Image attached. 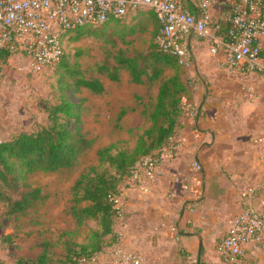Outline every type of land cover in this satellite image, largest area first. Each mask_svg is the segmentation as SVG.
Returning <instances> with one entry per match:
<instances>
[{
    "label": "crops",
    "instance_id": "1",
    "mask_svg": "<svg viewBox=\"0 0 264 264\" xmlns=\"http://www.w3.org/2000/svg\"><path fill=\"white\" fill-rule=\"evenodd\" d=\"M186 5L196 11L194 0H186ZM228 13L227 0H217L214 25L226 28ZM221 30L213 35L221 36ZM187 45L191 98H184L198 108V116L182 119L173 139L176 156L162 164L160 176L148 181L145 191L126 193L122 216L114 224L115 244L141 256L139 264H182L184 258L186 264L198 257L199 263L224 264L215 245L241 211L242 192L257 186L264 204V74L219 70L221 56H212L209 42L194 31ZM193 161L201 172L190 171ZM188 183L202 194L198 199L188 200L182 189ZM242 264H264V242L248 245Z\"/></svg>",
    "mask_w": 264,
    "mask_h": 264
},
{
    "label": "trees",
    "instance_id": "2",
    "mask_svg": "<svg viewBox=\"0 0 264 264\" xmlns=\"http://www.w3.org/2000/svg\"><path fill=\"white\" fill-rule=\"evenodd\" d=\"M182 4L189 8L186 0ZM142 8L148 9L157 22L151 9ZM117 27L118 20H109L99 26H84L62 38L64 42L85 35L102 39L107 30ZM227 27L223 30L219 28L221 35L227 32ZM158 28L157 22L154 39ZM10 56L9 53L0 56L3 65ZM69 59L63 49L60 61L55 64L60 71L58 84L61 88L73 91L83 88L94 95H101L104 92L102 82L97 78H86L76 63H69ZM110 60H113L111 65ZM96 71L113 82H118L120 72L125 71L132 84L157 83V87L153 100L141 112L148 124L147 129L136 136L133 147L119 149L112 145L97 150L98 167L101 169L90 167L74 183L68 213L77 231L87 227L88 222H93L95 229H88L80 244L64 241L61 264H80L82 260H89L116 243L113 198L125 188L137 166L147 158L157 157L160 150L174 139L185 117L181 99L191 98L189 73L178 64L176 58L163 53L155 44L144 54L128 57L118 52L97 65ZM166 71L169 72L168 76L165 75ZM46 112L47 126L33 132H20L0 141V201L6 206L5 217L9 221L26 218L37 203L46 199L41 189L27 182L30 175L71 171L79 158L93 146V140L82 129L80 105L62 97L60 103L49 105ZM258 193L256 191L250 199L255 205L260 203ZM42 249L30 264H54L51 259L52 245L44 243Z\"/></svg>",
    "mask_w": 264,
    "mask_h": 264
},
{
    "label": "built area",
    "instance_id": "3",
    "mask_svg": "<svg viewBox=\"0 0 264 264\" xmlns=\"http://www.w3.org/2000/svg\"><path fill=\"white\" fill-rule=\"evenodd\" d=\"M264 0H227V32L221 36L213 33L212 8L217 0H194L192 12L181 0H0V56L4 53L26 55L34 73H41L57 64L64 49L63 36L84 26H99L109 20H119L129 11L146 7L156 17L159 28L154 44L163 53L177 59L185 70L192 69L187 39L191 31L209 42L210 54L221 56L217 68L230 74H264ZM3 64L0 59V88L3 83ZM190 82V81H189ZM251 98L252 96L249 95ZM185 117L195 120L198 108L181 99ZM177 145L173 140L155 158L145 159L131 173L118 195L113 198L116 221L122 216L121 201L128 191H145L146 183L160 176V167L174 159ZM264 164V163H263ZM197 161L190 171L201 172ZM182 189L188 200L198 199L200 192L190 183ZM257 186H248L241 194L242 209L236 214L225 236L215 245L224 264H242L245 249L250 244L264 242V204H253L251 198ZM190 212L193 207L190 205ZM175 229H171L174 233ZM139 264V255L112 245L101 254L82 260L80 264ZM186 264H199L189 259Z\"/></svg>",
    "mask_w": 264,
    "mask_h": 264
},
{
    "label": "rangeland",
    "instance_id": "4",
    "mask_svg": "<svg viewBox=\"0 0 264 264\" xmlns=\"http://www.w3.org/2000/svg\"><path fill=\"white\" fill-rule=\"evenodd\" d=\"M147 10L129 11L118 20V27L107 30L102 39L85 35L64 42V55L70 58L69 63H76L86 78H97L102 82L104 92L101 95L83 88L62 89L58 84L60 71L57 65L34 73L26 55H12L5 62L0 89V141L47 126L46 108L66 97L81 106L82 129L93 140V146L71 171L35 173L27 178L31 186L41 189L46 199L37 203L26 218L9 221L5 217L6 206L0 201V264H30L41 254L44 243L52 245L53 263L61 264L64 241L80 244L88 229H95V224L88 222L87 227L77 231L68 213L72 187L90 167L99 168L97 150L112 145L119 149L133 147L136 136L147 129L141 112L153 100L157 87V83L132 84L125 71L120 72L118 82L110 81L97 73L96 66L118 52L130 57L154 47L157 22ZM111 64L113 60H110ZM178 254L185 255L179 250Z\"/></svg>",
    "mask_w": 264,
    "mask_h": 264
},
{
    "label": "water",
    "instance_id": "5",
    "mask_svg": "<svg viewBox=\"0 0 264 264\" xmlns=\"http://www.w3.org/2000/svg\"><path fill=\"white\" fill-rule=\"evenodd\" d=\"M198 261H199V257H198Z\"/></svg>",
    "mask_w": 264,
    "mask_h": 264
}]
</instances>
